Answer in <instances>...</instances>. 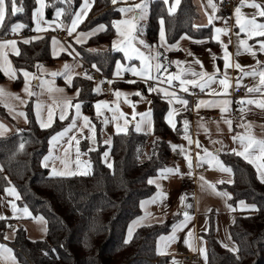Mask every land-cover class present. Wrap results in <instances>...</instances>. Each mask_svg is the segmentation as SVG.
Masks as SVG:
<instances>
[{
  "label": "trees",
  "instance_id": "trees-1",
  "mask_svg": "<svg viewBox=\"0 0 264 264\" xmlns=\"http://www.w3.org/2000/svg\"><path fill=\"white\" fill-rule=\"evenodd\" d=\"M80 2L45 0V16L53 18L57 9H63L57 19L68 24ZM35 4V0H17V6L24 11L15 16L11 15L9 6L4 25L0 27V37L9 36L15 22H22L25 30L31 31ZM117 9L111 0H95L80 28L85 30L102 23L108 26L107 31L91 36L84 43L74 44L82 61L95 64L105 75L112 74L116 61L122 57L110 47L116 32L111 22L121 17ZM160 17L164 18L168 41H174L183 33L198 36L211 32L209 27L193 29L197 13L192 0H180L172 14L163 2L154 0L148 4L144 26V35L150 44L156 40ZM50 38L46 33L27 44L19 42V55L11 56L14 67L34 71L39 64H54L58 58L50 53ZM102 44L106 47L100 48ZM3 80L5 75L0 70V82ZM14 83L18 86L21 78ZM68 88L80 89L78 98L84 101L83 109L95 124L99 138L100 123L93 113V102L99 95L93 91L94 83L84 75H77ZM151 99L152 133L134 130L115 133L110 145L111 168L101 159L105 145L87 150V141H82L81 149L87 152L91 172L70 176H51L41 165L50 136L64 121L54 119L51 127L42 129L33 113V99L28 100L26 124L15 126L11 133L0 136V166L3 169L0 171V192L7 186H14L20 194L17 203L27 206L33 215L43 216L47 223L46 236L37 240L29 239L22 227L16 229L9 246L18 264H164L167 261V257L157 254L156 239L172 228L178 216L163 223L140 226L131 241L124 243L127 223L140 213L139 201L153 192L149 177L172 161L169 138L182 130L180 122L173 130L164 119L167 100L159 94H153ZM0 113L8 118L1 107ZM219 157L232 169L233 180L227 185L231 201L243 200L256 205V209L237 215L229 226L230 238L239 249L236 253L222 247L212 230L206 233V264H264V183L242 157L232 152H221ZM6 224L5 220H0V238Z\"/></svg>",
  "mask_w": 264,
  "mask_h": 264
},
{
  "label": "crops",
  "instance_id": "crops-1",
  "mask_svg": "<svg viewBox=\"0 0 264 264\" xmlns=\"http://www.w3.org/2000/svg\"><path fill=\"white\" fill-rule=\"evenodd\" d=\"M151 1L154 0H146L147 4H149ZM159 1L163 2V0ZM220 1L221 0H213V3L217 6V10L214 15L216 17H219V19H214L213 24L209 25L208 16L213 14V10L208 4V0H192L197 13V17L193 21V29L197 30L199 28L209 27L211 30L210 35L193 36L187 33H183L174 41H168L167 39L168 44L170 45L175 44L177 41H179V50L166 51L163 47H159L157 49L160 53H162V56L160 58L161 62L164 63L166 67H168L169 72L178 71L177 66L175 64L168 63L169 61L175 60L184 62L181 64V68L190 67L192 71L198 73L201 71H206L209 74H212L216 72L217 69H219V72H216V80L215 82L211 83L210 88L215 89L217 92H220L222 86L219 85L218 81L220 78H223L225 73L224 50L221 48L220 44L217 41L211 39V37L214 34V27H228L229 32L227 34H220V38L222 41H224V43L227 44V51L231 54L230 63L234 65L238 62L242 66L243 70L241 71L240 69H236L234 66L227 69V76L230 80V87L228 89L229 95L227 96H213L209 88H205L204 91H201L198 87L188 86V92H190L193 88H197L200 91L201 96L198 98V101L213 99H228L231 101L228 107V111L223 114H221L219 106H201L199 108L201 110H204L207 115H212V119H208L206 115L200 114L190 116L188 114V111L190 109L188 96L175 92L177 98L187 100L188 104L187 106H183L178 102L176 98H173V103L171 107L176 112V115L174 116V122L176 124L180 122V127L182 130L174 137L169 138L172 161L169 165L164 168H175L179 166V173L167 174V178L164 179L158 178L160 177V172L158 171L156 174L149 177V179L151 178L154 180V183L151 184L153 186V192L150 195L141 198V200L139 201L140 213L133 217L127 223L124 235V239L126 240L128 238V229L130 225L133 226L134 233V231L140 226L163 223L172 216H178L177 221L173 224V226L178 225L184 220V212L187 211L191 219L186 223L183 228H180L176 231L175 235L177 239L175 241L166 242L160 239V237L162 236L167 237L171 235L173 232V226L168 232L159 235L156 239L155 248L157 254L162 257H167V261L164 264H173L174 261L178 262V264H206L207 240L205 236L206 233L209 232V230H212L214 238L222 247H224V245H228V248L224 247L228 250L231 247H237L236 244L230 238L229 226L234 221L237 215L252 210V208H245L240 205L239 202L243 200H237L235 202H232V195H230V198L217 195L218 192H228L231 194V192L227 188V185L230 184L229 181L233 180V173L221 171L214 160L211 164H209L208 160H210L211 157H208L207 159H198L197 157V153L200 154V157H204L205 154L203 149L206 148L209 152L214 153L217 159L221 161L219 157V154L221 152H231V149L233 148L239 149L240 146L238 141L234 142L232 139L233 136L238 134L249 133L251 135H254L256 138H264V109H261L256 104L244 103L242 105L238 102L241 99H244L245 101L248 99L264 100V86L259 85V75L255 77L243 76V72H251L255 70L257 73H259L261 70H264V52L258 51L259 44L257 43L259 39H264V37H252L251 39H248V44L252 45L253 49L256 51L255 56L245 51L243 47H239L240 55H236L238 50L237 33H239V38L241 39L245 38V33L239 32V27L238 25H236L234 9H232L228 15L223 14L219 7ZM139 2L140 0H118V4L114 6L117 8L127 7L133 5V3L138 4ZM172 2L173 0H169V6ZM256 2L264 4V0H256ZM82 3L83 0H81L73 16L78 10H80V5ZM36 7H38L37 4H35L34 9ZM165 7L167 9L168 6L165 5ZM90 10H88L87 16L89 15ZM255 12L256 9H253L248 6H245L244 9L241 10V13L248 18H251L255 14ZM87 16L84 17L83 21L87 18ZM130 16L131 13L121 14V17L119 19H125ZM45 17L46 16L44 9V20L47 21L48 24H45L42 21V31H35L36 25L32 19L33 26L30 34L25 35V28H22L17 33H12L11 31V34L9 36L0 37V42L4 40H15L17 42L16 48L19 50V42H23L25 39L30 41L33 40V37H42L44 34L49 33L51 35L49 45L50 53L52 55L54 48L55 51L58 53V55L55 57L52 55V57L58 58V60L54 64H39L34 71L26 69L29 73L33 74L29 80V90L33 93V95L31 96H28L22 91L24 87V78L22 73L17 71L16 78H12L10 72L6 75L4 69L7 68L8 65L4 62L2 58H0V70L5 75V80L0 82V88H2L5 93L3 96H0V107L8 116V118H6L0 113V123H3L6 126L4 134L0 136H5L11 133L14 130L15 126H23L26 124L25 118L19 116L18 113L21 111L25 112V107L27 103L22 104L20 100L15 98L14 95L9 94H18L22 99L26 100L27 102L30 98H32L33 113L35 115V118V105L39 102L43 105L41 109L43 118H47L48 106H52L55 109L54 119L60 120V110L56 107L54 101L56 103H62L63 100L68 97H75V93L77 90H71L68 88L69 84L66 81V75H71L72 79L77 75H83L81 58L79 57L78 52L74 48V44H77L75 41V37L79 32H88L91 29L95 28L97 25L102 24L99 23L89 29L83 30L80 28V25L83 23L82 21L78 25L77 31L74 32L71 36H69L66 29L60 31L55 30L58 25L56 21L47 20L45 19ZM256 19L258 22L264 23V17L256 16ZM225 21H227L226 24ZM145 22L146 18L143 22V35ZM16 23L23 24L22 22H15L14 24ZM70 23L71 20L68 25H70ZM62 32L66 33V37L60 36V33ZM182 36L190 37L191 39L185 38L181 40ZM53 38H55V40L57 41L55 45H53ZM89 38L90 37H85L82 39L84 42H86ZM142 39L145 40L146 43L149 45L158 44L159 20L156 40L150 44L147 41L145 35ZM229 40L231 41V43H229ZM196 41L204 42L196 43ZM211 41L215 42V44H209ZM134 43L138 45L140 50L144 52L145 55L149 54V49L144 48L135 41ZM111 45L112 41L110 43V47ZM104 47H106L105 44L100 45V48ZM64 49H67V51H65ZM3 51L7 53V60L10 61L11 67L13 69H16L11 60V56L16 55V51L10 46L5 47ZM189 52L192 53V55H189ZM121 55V59L117 61H120L121 64L125 66V68L131 66L139 68L141 66L139 59H137L135 56H133L131 60H128L123 59V53H121ZM213 56L215 58H213ZM196 60L202 62L203 68H201L200 64L195 63ZM257 61H259L260 63H257ZM66 63L69 65V68L67 70L64 68V65ZM153 63H155V61H153ZM116 71L117 69L115 63L113 72L111 75H109V81H112V83H108L107 91H102L101 89L99 92L95 91V93L99 95V98L93 102V113L100 123V137L98 138L96 136L95 124L91 119L90 123L92 126H94V135L89 128L83 127L84 122L82 120V116H88V114L85 113L83 109L84 101L80 100L78 97H75L72 102L73 104L78 101L81 102L82 116L81 118L77 119V128L73 129L68 134V136L63 137L59 143L55 144L51 148L52 159L49 161L50 167L47 168L49 174L51 172L52 167H55L57 171H71L74 172L76 175L89 174L91 172V165L87 152L81 149L82 141H87V150H96L100 144L105 145L101 152L102 162L106 166L108 163L112 164L113 159L111 155L110 145L113 135L115 133H118L117 126L126 129V131H136V124L138 122H141V117L139 113L146 112L149 108L152 112V106L148 103V101L152 102L151 97L153 94H159L162 98L166 99L168 103L169 98L164 97L162 93L149 92V85H147L143 79L133 76L132 73L128 71H124V74L117 76L115 75ZM54 72L60 73L59 75L61 76L51 75ZM152 75H160L161 79H163L164 75L166 74H157L155 71H153ZM18 77L21 78V83L18 86H15L14 82ZM184 77L188 79L193 78L191 76V72L184 73ZM60 78L63 81L62 83H60ZM204 79L207 78L205 77ZM238 79L240 81L239 85H241L245 81H250L249 88L260 86L261 90L256 92H248L245 97L235 100L231 98L230 94L235 87L239 86L236 83ZM129 80H135L136 83H128L127 81ZM153 81L158 84H154L152 86L159 85V87L172 91L170 88H168V86H170L182 91L179 88L178 81H174L173 85L161 83L159 80ZM97 84H99V82L94 83V88H96ZM49 89H52V91H49ZM55 89H63V92L55 91ZM116 90H120L121 92L129 94L139 91L142 93L144 99L142 100L140 96H136L134 94L128 95L126 97H116L114 94ZM129 100L132 102L131 104L127 102ZM98 101L107 102V107L103 105L101 106V114L99 116L97 115L95 107ZM5 105L10 106L12 110L10 111L9 107H6ZM169 107L170 105L168 103L167 112L169 110ZM241 108L244 109L243 112L240 111ZM234 110H236V114L240 117L239 119H235L232 113ZM121 113H123V116H121ZM73 115H75L74 108L69 110V117L63 120L64 124L52 135L57 132H60L64 127H66L71 122L70 117ZM225 119L232 121V131H229L227 124L224 122ZM105 120H107L108 123H105ZM184 120L189 121L187 134L192 139V144H189L188 141L183 138L185 134L183 124ZM151 121V127H149L146 122L141 123L140 132L152 133V116ZM240 125L244 126L240 127ZM218 128L220 129L219 131ZM72 135L76 136V138L79 140V144L77 145L76 141L72 140V146L69 147L68 141L70 140ZM106 141H108V143H106ZM197 141L199 142L200 147H197ZM171 144L183 145L185 153L192 158L191 168L188 167L184 154L181 153L180 149L177 148L174 151L171 147ZM77 147L80 150L79 164L76 163ZM66 148L68 149L67 154H65L64 151ZM49 151L50 145L48 140V148L43 157L45 155H48ZM106 151L109 153V156L107 157V163L105 162V158L103 156V153ZM61 160H67L69 162L67 168H65L64 164L61 163ZM223 165L226 166L224 163ZM203 168L206 169L203 170ZM193 170L195 171V179L193 183L195 184L196 189L193 193H191L185 190V188L183 187L182 177L186 173H189ZM201 177H203V179H201ZM220 181L223 182L221 183ZM157 185H159V188L157 187ZM210 185H214V189ZM181 196L184 197L183 203L180 199ZM153 200H155V202H152ZM10 201H15L16 205L18 206V209H23L24 207L17 203L15 197L8 195L5 192V189L0 192V216H4L5 219L2 220H5L7 222L6 227L3 231V237L0 238V245H5L7 248H10L9 241L14 238L15 231L18 227H22L25 230L26 236L31 240L44 238L46 236V224L43 221L34 220L32 217H26L20 211H18L14 216L11 204L9 203ZM142 201L144 202L143 207L141 206ZM244 203L245 205H251L246 203L245 201ZM227 205H231L232 208L229 209ZM32 216L38 217L40 215L32 214ZM134 221H136L135 224H133ZM189 230H191L192 232L191 236L188 235ZM5 236H7V239H5ZM185 238H188L191 247L184 243ZM158 244L161 249L160 252L157 251ZM193 248L195 250H192ZM201 248L204 249L203 254L200 251ZM194 255H198L201 260L197 262L193 259L188 258V256ZM11 257H15L13 252H11V256H9L8 253L4 252L2 255H0V264H18L17 258L15 257V260H13Z\"/></svg>",
  "mask_w": 264,
  "mask_h": 264
},
{
  "label": "snow or ice",
  "instance_id": "snow-or-ice-1",
  "mask_svg": "<svg viewBox=\"0 0 264 264\" xmlns=\"http://www.w3.org/2000/svg\"><path fill=\"white\" fill-rule=\"evenodd\" d=\"M36 4L38 5V7H36L33 12H32V19L35 22V31L39 32L42 31V21L45 24H48L47 21L44 20V9L46 7L45 5V0H35ZM95 2V0H83V3L80 5V10H78L75 15L72 17L71 19V23L70 25H63V24H58L57 27H64L67 30V33L69 36H71L74 32L77 31V27L78 25L83 21L84 17L87 16L88 14V10L91 9L93 3ZM111 3L113 5H117L118 4V0H111ZM163 3L168 6L167 7V11L169 14H172L175 12L177 5L180 3V0H173V2L171 3V5L169 6V0H163ZM208 4L211 6L212 10H213V14L208 16V24L212 25L214 19H219V17H216L214 14L217 10V6L216 4L213 3V0H208ZM9 6H10V13L12 16H15L17 13H21L24 11L23 7H18L17 6V0H0V27H2L4 25L6 16L9 13ZM241 6H248L251 7L253 9H256L255 14L251 17L248 18L246 16H244L241 13ZM241 6H237L234 9V14L236 17V25H238L239 27V32L241 33H245V38L241 39L239 38V33H237V37H238V50L236 55H240V51H239V47H243L245 51H247L248 53H250L251 55L255 56L256 55V51L253 49L252 45L248 44V39H251L252 37H264V23L262 22H258L256 19V16L259 17H264V4L261 3H257L256 0H241ZM121 14H128L131 13V16L125 19H120V20H114L111 22V26L115 29L116 34H117V39L113 40L111 48L114 51H118V52H122L123 53V59H128L131 60L133 58V56H135L137 59H139L140 61V67L137 68L135 66H131V67H127L125 68L124 65L121 64L120 61L116 62V73L115 75L119 76L122 75L121 69H123L124 71H128L131 72L133 76L139 77L141 79L144 80L145 83H147L148 81H152V80H159L161 83H167L168 85H173L174 81H178L179 82V88L184 91V92H188L189 91V87L188 86H192V87H198L200 88L201 91H204L205 88H209L210 92L212 93L213 96H227L229 95L228 89L230 87V80L227 76V69L230 67H235L236 69H240L242 70V66L237 62L234 65L230 63V53L227 51V44L224 43V41L221 40L220 38V34H227L229 32V28L228 27H214L213 32L214 34L212 35L211 39L217 41L221 48L224 50V69H225V73L223 78H220L218 83L221 87L220 92H217L215 89H211L210 85L211 83L215 82L216 80V72H219V69L216 70V72L209 74L206 71H201V72H195L192 71L191 68H181V64L184 63L182 61L179 60H175V61H169V64H175L177 66L178 71L176 72H169L168 71V67L165 66L164 63L161 62V56L162 53H160L157 49L159 47H163L165 48V50H179V41H177L175 44H168L167 41V37H166V30H165V21L163 17H160L159 19V41L157 45H149L146 43L145 40L140 39L139 36L137 35L138 33L143 31V28L139 26V22L143 19H145L147 17V13H148V4L146 2V0H140V3L138 4H133L131 6H127V7H119L117 9ZM138 10V11H137ZM63 9H57L56 10V17H60L61 14L63 13ZM227 23V21H225V24ZM25 25L21 24V23H16V24H12L11 25V31L12 33H17L20 29L24 28ZM108 26L104 25V24H99L97 25L95 28L91 29L88 32H79L76 37H75V41L77 44H81L83 43V39L85 37H91L93 35H96L99 32H103V31H107ZM40 37H33V39H38ZM191 39L190 37H186V36H182V39ZM137 42L139 45L143 46L144 48L149 49V54L145 55L144 52H142L140 50L139 47L136 46ZM24 43H29V40L25 39L23 41ZM204 41H196V43H203ZM57 43V41L55 40V38H53V45H55ZM229 43H231V41L229 40ZM257 43L259 44V49L258 51L260 52H264V39H259L257 41ZM16 44L17 42L15 40H4L2 42H0V58H2L4 60V62L8 65L7 68L4 69L5 74H9V72L11 73L12 78H16V72L19 71L20 73H22L23 78H24V87L22 89V91L24 93H26L28 96L33 95V93L29 90V80L32 77L33 74L29 73L26 69H13L11 67V63L10 61L7 60V53L3 51V49L7 46H10L12 49H14L16 51V54L19 55V50L16 48ZM65 51H67V49H64ZM154 53V54H153ZM71 54V53H69ZM189 55H192V53H188ZM52 55L55 57L58 55V53L55 51V48L53 49ZM213 58H215L213 56ZM153 61H155V63H153ZM195 63L200 64L201 68H203L202 62H200L199 60H196ZM257 63H260L259 61H257ZM64 68L67 70L69 68V65L66 63L64 65ZM93 68H96V65L93 64ZM97 71H99V68H96ZM153 71H155L157 74H166L164 75L163 79H161L160 75L157 76H153L152 73ZM186 72H191V76L193 78L188 79L184 77V73ZM60 73H52L51 75L56 76L59 75ZM85 77L89 80L92 79L91 76H89L87 73H84ZM259 75L260 77V81H259V85L260 86H264V70H261L259 73H257L255 70L251 71V72H243V76H257ZM207 79H204V78ZM66 81L69 85H71L72 83V76L71 75H66ZM128 83H136L135 80H129L127 81ZM104 81H100L99 84H97L96 88L93 89V91L99 92L100 91V84H103ZM109 84L112 83V81H108ZM237 85H239L240 81L239 79L237 80ZM257 86V87H253V88H249L248 92H256V91H260L261 87ZM49 91H52V89H49ZM55 91L58 92H63V89H55ZM148 91L149 92H158V93H162L164 97H168V103L170 105L169 110L167 112V115L164 117V119L166 120V122L172 127L173 130L176 129V123L174 122V116L176 115L175 110L171 107L172 103H173V98H176L178 100V102L183 105V106H187L188 101L187 100H183V99H179L176 96V93L173 91H169L168 89L159 87V85L157 86H152L149 85L148 87ZM4 90L2 88H0V96H3ZM80 94V89L76 90L75 93V97H78ZM115 96L116 97H121V96H128V95H136V96H140L141 99L143 100L144 97L142 95L141 92L136 91L135 93L129 94V93H124L121 92L120 90H116L115 91ZM9 95H14L16 99L20 100V102L22 104H26L27 101L22 99L18 94H9ZM75 97H68L66 99L63 100L62 103H56L54 101V103L56 104V107L59 108V119L61 121L65 120L66 118L69 117V110L70 109H75V115L71 116V122L64 127L60 132L55 133L54 135H52L49 139V145H50V151L48 155H45L41 161V165L45 168H49L50 164L49 161L52 159V154H51V148L59 143L61 141V139L65 136H68V134L73 130L77 128V119L81 118L82 114H81V102H76L75 104H73V99H75ZM129 104H131L132 102L129 100L127 101ZM239 103H241L242 105L244 103L247 104H256L258 107H260L261 109H264V100H252V99H248V100H244L241 99L240 101H238ZM149 104H151V101H148ZM231 101L228 99H213V100H200L197 102V104L195 105V107L197 109H199L201 106L204 107H215V106H219L220 107V112L221 114L225 113L228 111V107L230 105ZM105 106L107 107V102L106 101H98L95 105L96 107V111H97V115L99 116L101 114V106ZM6 107H9V110L11 111L12 109L10 108V106L5 105ZM43 105L41 103H37L35 105V114H36V119L37 122L39 123L40 127L42 129L44 128H49L52 126L53 122H54V115H55V109L52 106H48V110H47V118H43L42 117V113H41V109H42ZM241 112L244 111L243 108L240 109ZM19 116L24 117L25 121L27 122V114L23 111L18 113ZM140 117H141V122H138L136 124V131H141V123L146 122L147 125L149 127H151L152 121H151V116H152V112L151 109L149 108L146 112L143 113H139ZM121 116H123V113H121ZM223 118V115H222ZM82 120L84 122L83 127L89 128L94 135V126L91 125L90 123V118L88 116H82ZM105 123H108L107 120L104 121ZM224 122L227 124L229 131H232V121L225 119ZM184 124V139L188 141L189 144H192L193 141L190 138V136L187 134L188 133V125H189V121L184 120L183 122ZM244 125H240V127H243ZM249 129H250V125H249ZM6 130V126L3 123H0V135L4 134V131ZM220 129L218 128V131ZM121 131H126V129H123L119 126H117V132H121ZM207 131V130H206ZM234 142L239 143V149L237 148H233L231 149V152L234 153L237 156L242 157L245 161H247L248 163L252 164L254 166V168L256 169L257 172V178L260 180L261 183H264V138H256L254 135H251L249 133L246 134H238L232 137ZM72 140L76 141V144H79V140L76 138L75 135H72L70 140L68 141L69 147L72 146ZM106 143H108V141H106ZM197 147H200L199 142H196ZM24 145L23 143L20 144V148L23 149ZM172 149L175 151L177 148L180 149L181 153L184 154L185 160L188 164V167L191 168L192 167V158L187 155L185 153L184 147L183 145H175V144H171ZM65 154L68 153V149L66 148L65 150ZM205 156L204 157H200V154L197 153V157L198 159H207L208 157H211L210 160H208V163L211 164L212 161L214 160L216 162V165L219 166L221 171L224 172H228L231 173L232 169L230 167H226L223 165V163L221 161H219L217 159V157L215 156L214 153L209 152L208 149H203ZM79 156H80V150L77 147L76 148V163L79 164ZM103 156L105 158V162L107 163V157L109 156V153L106 151L103 153ZM61 163L64 164L65 168L68 167V161L67 160H61ZM107 166L109 168L112 167L111 163H108ZM2 166H0V171H2ZM160 172V177L158 178H167V174H173V173H179V166L175 167V168H163L159 170ZM74 172L71 171H57V169L55 167H52L50 175L51 176H70V175H74ZM86 174V173H85ZM201 179H203V177H201ZM221 183L223 181H220ZM232 181H229V183H231ZM149 184H153L154 180L153 179H149L148 181ZM211 187H213L214 189V185H210ZM157 187L159 188V185H157ZM5 192L10 195L15 197L16 200L20 199V194L19 192L16 190V188L14 186H10L5 188ZM217 195L223 196V197H228L230 198V193L228 192H218ZM181 202L183 203L184 201V197L181 196ZM152 202H155V200H153ZM11 204L12 210H13V215L15 216L16 213L18 211L22 212L24 216L26 217H32L34 220L37 221H43L45 224L47 223L44 219L43 216H38V217H33L32 213L29 211L27 206H24L23 209H18V206L16 205L15 201H10L9 202ZM241 206L245 207V208H252V209H256V205H245L244 201H240L239 202ZM144 202H141V206L143 207ZM227 207L229 209L232 208L231 205H227ZM5 219L4 216H0V220ZM142 219V218H141ZM191 219L189 213L187 211L184 212V220L178 224V225H174L173 226V232L171 235L167 236V237H160L161 240H164L166 242H173L177 239L175 233L178 229L183 228L186 223ZM136 221L133 222V224H135ZM133 226H129L128 229V238L124 241V243H129L133 237ZM46 231V229H45ZM189 236L192 235L191 230H189L188 233ZM5 239H7V236H5ZM184 243L186 245H188L189 247H191V245L189 244V240L188 238H185ZM167 246V245H165ZM224 247L228 248V245H224ZM0 255H2L4 252L8 253L9 256H11V252L12 250L10 248H7L5 245H0ZM192 250H195L194 248ZM230 251H232L233 253H236L239 251L238 247H231L229 248ZM157 251L160 252L161 249L159 247H157ZM201 253H204V249L201 248ZM46 254V253H45ZM13 260H15V257H11ZM206 259V257H205ZM237 259H239V257H237ZM173 264H178V262L174 261Z\"/></svg>",
  "mask_w": 264,
  "mask_h": 264
},
{
  "label": "built area",
  "instance_id": "built-area-1",
  "mask_svg": "<svg viewBox=\"0 0 264 264\" xmlns=\"http://www.w3.org/2000/svg\"><path fill=\"white\" fill-rule=\"evenodd\" d=\"M237 6H241L240 0H221L219 3L220 10L225 15H228L230 13V11L232 9H235ZM244 7L245 6H241V10L244 9ZM30 33H31V31L25 30V35H28ZM60 36L66 37V33L62 32V33H60ZM81 63H82V74L84 75V73H87L89 76H91L92 77L91 81L93 83L104 81L103 84H100V89L102 91H107L108 90V81L110 80V76L103 74L100 70L97 71L96 68H93L92 64L86 63V62L82 61V59H81ZM146 84L147 85H154V84H158V83H156L155 81L152 80V81H148ZM249 85H250V81H245L241 85L235 87L234 90L230 94L231 98L238 100V99H241L242 97H245L248 94ZM163 86H164V84H163ZM168 88H170L172 91H174L176 93L188 96L189 104H190V109L188 111V114L190 116L200 114V115H206L208 117V119H212V117H213L212 115H207L204 110L197 109L195 107V105L198 102V98L201 96V93L197 88L191 89V91L188 93H184L175 87L168 86ZM232 113H233L235 119L240 118L236 114V110H234ZM205 169L206 168H203V170H205ZM194 179H195V171L194 170L189 172V173H186L182 177L183 187L185 188V190H187L191 193H193L196 189L195 184L193 183ZM188 258L193 259L197 262H199L201 260L198 255L188 256Z\"/></svg>",
  "mask_w": 264,
  "mask_h": 264
},
{
  "label": "rangeland",
  "instance_id": "rangeland-1",
  "mask_svg": "<svg viewBox=\"0 0 264 264\" xmlns=\"http://www.w3.org/2000/svg\"><path fill=\"white\" fill-rule=\"evenodd\" d=\"M139 3H140V2H139ZM133 4H135V3H133ZM137 11H138V10H137ZM55 14H56V13H55ZM45 19H47V20H51V21H56L57 24L68 25V24H64V23L60 22V21L57 19L56 15H55V17H53V18H47V17H45ZM117 20H120V19H117ZM144 21H145V19H143V20H141V21L139 22V26L142 27V28H143V22H144ZM64 29H66V28H64V27H57L55 30L60 31V30H64ZM137 35L139 36L140 39L144 38L143 31L140 32V33H138ZM115 39H117V34L114 36L113 40H115ZM113 40H112V42H113ZM136 46L138 47L137 44H136ZM120 53H122V52H120ZM121 72H122V74H124V70H123V69H121ZM59 76H61V75H59Z\"/></svg>",
  "mask_w": 264,
  "mask_h": 264
}]
</instances>
